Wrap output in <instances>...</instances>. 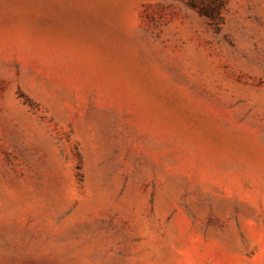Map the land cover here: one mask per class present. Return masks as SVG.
<instances>
[{"label": "rangeland", "instance_id": "1", "mask_svg": "<svg viewBox=\"0 0 264 264\" xmlns=\"http://www.w3.org/2000/svg\"><path fill=\"white\" fill-rule=\"evenodd\" d=\"M0 264H264V0H0Z\"/></svg>", "mask_w": 264, "mask_h": 264}]
</instances>
